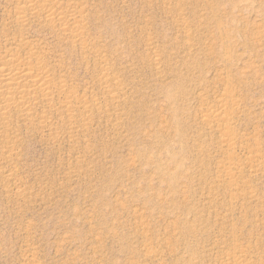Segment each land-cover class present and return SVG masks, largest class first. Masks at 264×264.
I'll return each instance as SVG.
<instances>
[{"label":"rangeland","instance_id":"obj_1","mask_svg":"<svg viewBox=\"0 0 264 264\" xmlns=\"http://www.w3.org/2000/svg\"><path fill=\"white\" fill-rule=\"evenodd\" d=\"M22 1L64 95L0 103V264H264V0Z\"/></svg>","mask_w":264,"mask_h":264},{"label":"bare ground","instance_id":"obj_2","mask_svg":"<svg viewBox=\"0 0 264 264\" xmlns=\"http://www.w3.org/2000/svg\"><path fill=\"white\" fill-rule=\"evenodd\" d=\"M50 1L51 0H24V2L22 1L24 4L21 5L20 7H18L19 17H18L17 21L21 22V24H22L25 21H27V14L29 12H31V14L33 15V14H35L37 12H42V11H45L46 13L50 11V13H48L46 15L43 14L46 17L47 21H49L50 23L51 22L62 23L63 21H64V23H66L65 21L69 20L68 17H71V16L75 17L74 14L71 13L68 16L66 14V12H63V11L55 13L54 11L57 10V8H56L57 6L55 7V4L54 5L51 4ZM53 8H55V10L51 11V9H53ZM65 11H66V9H65ZM69 13H70V11H69ZM38 16H40V15H38ZM28 18H31V17H28ZM73 19L75 20L76 18H73ZM79 28L80 27L77 26V25H75V26L73 25L72 26V30L76 31V33L78 32ZM72 30H70V31H72ZM23 44H26V43L23 42V41L19 42L20 46L23 45ZM17 45H18V43H17ZM20 46H18V47H20ZM11 47H12V45H11ZM20 48H19V50H20ZM9 49H8V51L6 50V52H3V53L0 52V95H2V98H3L2 100L0 99V103L1 102L4 103L3 105L5 107H2V111L4 110L3 112L5 114L7 112L6 110H8L7 109L8 107H6L7 106L6 102H9L11 100L14 101L15 103L17 101L21 102L20 100L27 99V96H28V99H29V97H30V95L32 93L35 94L36 91H34V90H37V92H38V90H41L44 100L45 99L46 100L47 99L50 100L51 97L54 95L53 94L51 96L52 92L50 91L51 90L50 86H52V85H54L53 88L54 87L55 88L58 87V90L56 91L58 94L62 93L64 95L63 88L61 86H59V84H58L59 81L56 82V81L53 80V78H51L52 76L51 77L49 76L50 71H49V69L47 67V64L44 63L45 61H43L42 58L39 57L40 55L37 57L35 54L31 53L33 50L31 51V49H30L28 51L26 50L27 51L26 52V54H27L26 56L24 54H23V56H21L22 54L20 56H16L14 54L15 52L11 53V52H9ZM17 49L18 48H16V50ZM16 52H18V50ZM54 91H53V93H54ZM34 98H32V99L35 100ZM15 100H17V101H15ZM25 101H24V103H25ZM35 103H37V101L34 102V104ZM11 105L12 104H10V105L8 104L9 108L11 107ZM66 107L70 108L69 104ZM217 115H219V113ZM42 116L43 115H41L40 118Z\"/></svg>","mask_w":264,"mask_h":264}]
</instances>
